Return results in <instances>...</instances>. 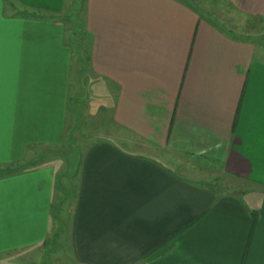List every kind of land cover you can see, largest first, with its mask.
I'll use <instances>...</instances> for the list:
<instances>
[{"label": "crops", "instance_id": "0c3cea01", "mask_svg": "<svg viewBox=\"0 0 264 264\" xmlns=\"http://www.w3.org/2000/svg\"><path fill=\"white\" fill-rule=\"evenodd\" d=\"M68 1L0 0V168L30 165L0 177V264H264V48L181 0H83L89 94L121 138L70 147ZM220 1L264 21V0ZM153 150L216 167L238 196Z\"/></svg>", "mask_w": 264, "mask_h": 264}, {"label": "rangeland", "instance_id": "374dc122", "mask_svg": "<svg viewBox=\"0 0 264 264\" xmlns=\"http://www.w3.org/2000/svg\"><path fill=\"white\" fill-rule=\"evenodd\" d=\"M182 2L192 3L198 7V10L202 14H208L215 16L214 21L217 19L221 22L222 26H233L237 28L241 34L242 38L250 40L252 42L258 43V46L261 45V49L264 48V21L253 19L249 17H243L238 15L228 4L220 0H181ZM6 10V9H5ZM4 10V11H5ZM20 11V10H18ZM28 11H23L18 14H26ZM83 13H84V3L83 0H69L66 9L64 10L61 16L57 17L59 23L65 26L66 32V42L70 45L72 49V55L74 62H71V73L73 71L77 72V66L80 69V89L79 95L74 99H77L74 103V116L75 120L73 122V132L69 140L70 147L76 143H89L97 142L99 140H105L109 136L120 137V131L115 132V127L112 125L110 120V107L109 104H106L105 101L101 100L97 96H100L98 93L97 96L94 94H89L91 80L89 78V66H88V45L89 40L88 36L84 33L83 29ZM232 21V22H231ZM6 33L3 30H0V49L6 50L8 40L6 39ZM4 53V52H2ZM1 58V53H0ZM74 64V65H73ZM77 65V66H76ZM4 74H7L4 72ZM73 77V76H72ZM73 78H70V85H72ZM92 86V85H91ZM0 85V89H1ZM72 88V87H70ZM92 96V97H91ZM96 96V97H94ZM92 99H99L98 104L95 105L92 103ZM72 105H69V110L71 111ZM121 138V137H120ZM119 142V141H117ZM120 142H125L123 139H120ZM54 153L53 155H51ZM60 156L63 159H71V152L63 151L62 154L57 152H51L48 154L47 158ZM153 158H156L158 161L164 164L165 168H169L170 171L178 178L183 180H188L194 182L197 185H201L208 190L217 191L219 193L224 192L223 180L224 177L213 167L208 169L200 161L185 159L181 157L177 158H168L164 153L159 150H153L150 152ZM45 158V160L47 159ZM32 165H40L44 162V159H37L33 161ZM30 165L18 166L9 168L6 170L10 171H19L25 168H28ZM5 169L0 168V177L8 175L4 173ZM4 173V174H3ZM243 197V196H239ZM244 203L248 204V196L242 198ZM250 205V204H248ZM63 245V242L60 241V244L57 242L54 243V246H50L47 249H51L53 252L60 250ZM62 251V250H61ZM46 253L43 255L45 256ZM64 259V264H68L67 258L62 256ZM42 264H51L45 258H41L39 263ZM66 262V263H65Z\"/></svg>", "mask_w": 264, "mask_h": 264}, {"label": "trees", "instance_id": "16d2710c", "mask_svg": "<svg viewBox=\"0 0 264 264\" xmlns=\"http://www.w3.org/2000/svg\"><path fill=\"white\" fill-rule=\"evenodd\" d=\"M24 16H26V17H30V18H34V17H35L34 14H29L28 12H26V14H24ZM3 172L9 174L10 171H8V170H4ZM4 173H3V174H4ZM223 187H224V186H223ZM224 192H226V193H228V194H231V195H233V196H235V195L238 196V193H237V192H232V191H230V190H228V189H224Z\"/></svg>", "mask_w": 264, "mask_h": 264}]
</instances>
